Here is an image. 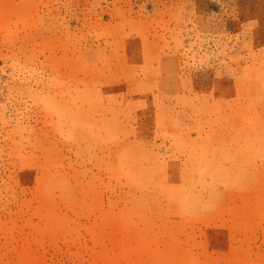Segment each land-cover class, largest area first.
Segmentation results:
<instances>
[{
	"label": "rangeland",
	"instance_id": "1",
	"mask_svg": "<svg viewBox=\"0 0 264 264\" xmlns=\"http://www.w3.org/2000/svg\"><path fill=\"white\" fill-rule=\"evenodd\" d=\"M0 264H264V0H0Z\"/></svg>",
	"mask_w": 264,
	"mask_h": 264
}]
</instances>
